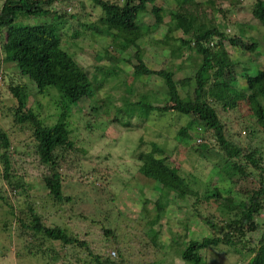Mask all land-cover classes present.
Returning a JSON list of instances; mask_svg holds the SVG:
<instances>
[{
    "label": "trees",
    "instance_id": "obj_1",
    "mask_svg": "<svg viewBox=\"0 0 264 264\" xmlns=\"http://www.w3.org/2000/svg\"><path fill=\"white\" fill-rule=\"evenodd\" d=\"M89 1L99 12L93 22L83 23L82 32L89 31L98 42L102 53L98 54L99 60H113L112 65H104L105 68L99 70L100 78L89 77L61 45L67 35L66 17L77 16L65 10H61V14L55 11L53 5L65 0H0L1 64H7L2 71L5 79L0 77V84L7 77L9 85L13 78L19 82L16 87L11 86L16 88L14 104L0 115L1 119H9L8 126L0 119V179L10 195L5 191L4 195L0 193V242L13 240V259L8 264H21L23 260H27L25 264H59L60 260H63L60 264H149L151 258L148 261V257L142 256L143 247L134 244L139 235L134 231L138 229L139 236L147 242L146 249L158 254L163 244L150 232H160L164 208L155 206L158 213L150 220L122 215L118 193L109 191L107 178L119 183L130 197L139 198L142 206L147 204L143 187L147 182L160 188L162 195L172 193L185 204L188 197L198 198L199 193L192 187L194 181L199 180L197 185L204 188L205 193L201 200L212 201L210 208L213 209L200 219L212 232L218 227L220 236L212 234L200 241H190L180 251L181 260L187 264H206L200 251L220 245L239 251L245 241L254 242L253 239L258 238L259 246L246 250V256L252 255L247 264H264V231H259L261 221L257 217L262 210L259 198L264 196V187L254 192L249 201L238 202L237 198L231 199L233 195L222 197L212 182L208 184L197 175L192 176L202 165L199 159L211 151L209 144L203 142L197 147L194 144L200 154L198 161L184 153L189 147L193 148L195 138H199V143L204 132L212 131L217 143L213 150L224 159L228 177L237 175L236 182L242 180L241 177H251L253 173L248 172V168L255 172L254 177H258L259 182L264 181V145L252 150H244L241 145V139L264 136V65L261 70L243 68L237 72L235 68L241 63L231 58L223 46L226 34L221 26L225 25L216 18H221L225 12L213 9L214 12H209L193 4V0H162L167 7L156 5L159 0ZM187 3L190 4L185 6ZM93 11L91 8L88 14L94 15ZM148 13L153 18L152 25L141 19ZM252 15L264 28V0H254ZM165 16H170L168 24H164ZM19 17L46 21L22 26L18 24ZM160 28V39L153 42L151 33ZM177 33L181 37L177 38ZM78 36L75 32L74 37ZM145 40L165 53L161 55L164 60L159 69H152L144 62L140 46ZM227 40L231 46L241 43L252 55L248 62H257V41L245 45L237 38ZM134 48L133 58L126 59L129 56L124 55L126 51ZM259 54L264 55V50ZM181 58L182 62L175 61ZM191 64H195V69ZM178 74L189 77L178 80ZM29 84L39 96L54 98L52 105L57 110L54 122L25 103L24 91L19 92L18 87L24 90ZM106 86L115 90V96L107 93L100 101H95L98 91ZM85 101L87 107L82 108ZM76 107L78 111H74ZM234 111H242L245 117L238 126L246 136L239 138L237 144L228 139L226 131L224 133L220 118L221 113ZM74 114L80 117L78 122L82 123L83 132L95 129L104 133L110 125L125 130L136 126L145 132L151 128L152 120L157 123L162 119L158 139L150 140L149 150L137 154L139 165L135 174L139 177L135 179L133 174L122 184L119 178L88 165L84 161L85 151L76 147L74 137L78 135L79 125L72 121ZM183 119L185 124L181 126ZM177 125L180 127L175 139L168 133L162 135L163 127L168 126L170 130ZM139 140L136 150L144 141ZM203 169L206 171L208 167ZM29 170L38 172L42 178L45 190L42 200L32 197L22 180L24 175L21 177V174L30 175ZM217 177L221 183L225 182L222 172ZM67 185L78 190L75 194L67 193ZM108 203L112 206L108 207ZM94 204H99V208L90 214L84 205L91 209ZM114 207L117 209L115 218ZM222 215L230 219H221L214 225ZM144 227L147 229L141 233ZM119 231L121 237L117 238ZM182 231L188 232L185 223ZM129 248L132 251L129 252ZM115 257L118 261H113Z\"/></svg>",
    "mask_w": 264,
    "mask_h": 264
},
{
    "label": "rangeland",
    "instance_id": "obj_2",
    "mask_svg": "<svg viewBox=\"0 0 264 264\" xmlns=\"http://www.w3.org/2000/svg\"><path fill=\"white\" fill-rule=\"evenodd\" d=\"M192 3L201 5L202 8H205V10L209 12H214L211 9L225 12L223 15L224 19H222L223 16L221 18L217 16L216 18L218 20L220 19V22L224 23L225 25V28L221 26V29L225 31L226 34V37L222 42L223 46L225 47L227 53L231 58L241 63L235 68L236 70H238L237 72H239L240 69L243 68L251 69L252 71L256 69H263L262 67L264 65V55L259 54V52L261 51V49L264 50V28L260 27L258 22L253 19L252 6L254 0H193ZM160 4L163 7H167V4H164L162 0L156 2V5ZM189 4L190 3H187L185 6ZM53 8L59 14L62 13L61 10H65L70 15L77 14V16L73 19H70L69 16L66 17V19L68 20L65 24L64 29L67 30V35L63 37L64 40L61 41V45L65 47L66 51H69L73 55L75 61L88 73L89 77L97 76V78H100L101 74L99 70H101L104 65H112L111 62H113V60H111L110 58H106L103 61L99 60L97 57L98 54L101 53V48L99 47L98 42L90 36L89 31L83 33L84 30L82 29L83 23L90 21L93 22L95 20V14H98L99 8L94 7L89 0H65V2L63 3L54 4ZM91 8L94 10V15L88 14ZM141 19L144 23L151 25L153 23V18L149 13L147 15L142 16ZM17 20L18 22H20L18 24L22 26H33L46 21L45 19L41 21L38 20V18L27 19L23 17H19ZM169 21L170 16H165L164 24H168ZM162 28L165 29V26ZM161 31L162 29L160 28L156 29L154 33H151L153 42L155 40L160 39L159 37ZM75 32L79 33V36L77 38L74 37ZM176 37H181V34L177 33ZM176 37L172 38L176 39ZM230 38H237L238 40L242 41V43L245 45H249L252 40L257 41L259 44L256 53L257 62H248L249 58L252 57V55H250L247 50L242 48V46L240 45L241 43L235 46H231L229 44V41L227 40ZM158 48L155 46L154 43H151L149 40H145L143 42V45L140 46V49L143 52L144 62L146 63V65L152 67V69H159L161 63L164 60L161 55L165 53H162L161 49ZM135 51L136 48L132 49V51L127 50L126 54L124 55L129 56L126 59L133 58ZM1 61L2 55L0 53V77L5 79V73H3L2 71L7 67V64L3 65L1 64ZM175 61L182 62V58L180 60L176 59ZM186 64L187 61L185 62V66ZM194 65L191 64L193 68ZM182 73L185 74L186 72ZM183 74H178V80L185 79V76L189 77L188 74ZM13 77H16V75L13 74ZM9 81L10 80L7 77L5 82L3 83L2 81L0 85V115H2L1 111H4V109H7V107H10L12 104H14L13 91L16 88L12 87H16L17 85H19V82L18 80H15L13 78V83L9 85L7 84ZM103 89L98 91V98H96L95 101H100L103 95L105 96V94L107 93H110L114 96L116 94L115 90H112L110 87L107 88L106 86ZM185 89H187V87ZM18 91H24L23 95L26 98L25 103H29L33 110L40 112L45 117H48L50 122H54L53 117L57 113V110H54L52 105V103H54V98L51 99V97L39 96L36 93V89L34 86H32V84L27 85L24 90L18 87ZM81 107L86 108L87 102H82ZM74 111H78V108H74ZM220 118L224 133L226 131V136L229 135L228 139H233L232 143L237 144V142L240 141L239 138L246 136L238 126V124L242 122V119H245V117L242 116V111L240 113L236 111L229 113H221ZM78 119H80V117L74 114V116L72 117V121L76 122L79 125L78 135L74 138L76 140V147L79 149L81 148L85 151L84 161L94 168L103 170V173H109L112 178H119L122 184L129 180V178L133 174H135L136 169L139 165L137 154L139 152L142 153L149 150L148 142L150 140L158 139V137L156 136H158V132H160V123H162V119H159V122L157 123L152 120L150 123L153 124H149V127L151 128L147 129V131L145 130V132H143L142 128H137L136 126L135 129L125 130L118 129L110 125L105 128L104 133H102L100 130L95 131V129L94 132H90L88 130H84L83 132V125L82 123L78 122ZM1 120L2 122H4V125H9V119L3 117V119ZM180 121L181 126L185 124V119H183V121ZM98 127L100 128L101 126H99L98 124ZM179 127L180 126L177 125L174 128H170L169 130L168 126H165L161 130L162 135H164V133H168L171 138L175 139ZM211 132L212 131L204 132L205 134L203 135V138L202 140H200L199 143L197 142L199 138H195L194 143H192L193 148L189 147L186 151H184L186 155L188 154L190 156L191 154V158L193 160L196 159L198 161V156L200 155L199 152L196 151V147L198 144H201L203 142L208 143L209 150L211 149V151H209L208 153L205 152L203 157L199 159L202 165L199 167L196 173L193 172L192 176L197 175L201 181L208 184L212 182L219 189L217 190V193H219V195L222 197H228L233 195L231 199L237 198L238 202L247 200L249 201L250 196H252L254 192L259 190L261 187H264V181L259 182L258 177H254V175L256 176L255 172L248 168L247 171L253 173L251 177H241L242 180H240L239 182L234 181L239 179V177L235 174H229L230 176L228 177L226 175V173L228 172L226 170L227 168L225 167L224 159L222 157L220 158L216 154L217 152L214 151V146H217V143L215 144V139ZM140 138L144 139L145 143L143 141L141 147L136 150L137 146L139 145ZM162 138L163 137H161L159 140H161ZM241 141V145H244V150H252L257 147V145H264V136L257 135V138L248 137L246 140L241 139ZM174 142L171 141V143ZM194 144H196V147H194ZM170 147L173 148L172 146ZM241 147L242 146H240V148ZM204 166L208 167L206 171H204L203 169ZM31 172L30 175L26 174L25 172L21 174V177L22 175H24L22 177V180L23 182H25L26 185H28L29 192L32 197L38 200H42V196L44 195L43 193L45 192L42 178L40 175H38V172H36L37 174L35 173V171L33 172V170ZM221 172L226 177L225 182L223 183H221L220 179L217 177V175H219ZM137 177H139V175L136 173L134 175V178L136 179ZM139 179L143 181V178ZM105 181L106 184H110L109 191L111 193H118V200L121 201L119 211L120 213H122V215H128L130 217L138 219L144 218V220H150L158 213L155 210V206L157 209L159 207L164 208V211L162 212L163 215L160 221V232H158L159 230H153L152 232L149 231L150 234L158 238L157 240L160 242V244H163L162 246H160L159 251L157 252L158 254H155V252L152 253V250L149 251V249H146V247L148 248V246L146 245L147 242L144 241L141 236H139L140 233L138 229L134 231L135 233L139 234L137 236L138 238L134 240V244L137 243L138 246L143 247L141 248V253L144 252V255L139 253L140 257L141 255L144 258L148 257V261L150 257L151 262L149 264H151L152 262H158V264H187L181 260L180 251L184 250L190 241H200L202 238L208 236L211 237L212 234L220 236L218 234L220 233L218 227L217 231H213V233L210 230L211 227H208L207 224H205L200 219V216H207L208 212L212 211L213 209L210 208L212 207V201L201 200L204 199L205 193L204 188H199L197 185L200 184L198 183L199 180L194 181V187H192L193 191H197L199 193V196H197L198 198H185V204L183 202H179L175 197H173L172 193L162 195V191L160 188H155L154 186H152L151 182H147V186L143 184L144 196L146 197L145 200L147 201V204L145 206H142L139 198L130 197L129 194L125 192L122 189L121 185L117 183L114 179L111 180L110 178H107L105 179ZM3 187L4 184L0 179V193L4 195L5 187ZM77 190L78 189H76V187L74 186L71 189L70 185L66 186L67 193L71 192L72 194H75ZM135 191H137V189H135ZM6 193L8 196L9 191ZM101 197H103V195ZM107 197L109 199L110 196L108 195ZM166 199H168V201L171 200V202L169 203ZM217 200L219 202L224 203V201L220 200V198H217ZM259 202L262 205V210L257 217L259 219L258 221H261L259 231L262 232L264 231V196L259 198ZM108 204V207L112 206L111 203ZM98 205L94 204L91 209L90 207L85 205L84 207L91 214L95 211L96 208H99ZM141 207H143V209ZM218 211L219 210L215 211V213H217ZM112 215L113 218L117 217V209L115 207L113 209ZM226 218L228 220L230 219L227 215H222L219 220L214 221V225H218V222L221 219ZM183 223L186 224V227L188 229L187 233L182 231ZM220 224L224 225L225 223L221 222ZM132 225L135 226L134 224ZM146 229L147 227L142 228L140 230L141 233H144ZM155 229L158 228L156 227ZM117 233V238L118 236L121 237V232L119 231ZM253 240L254 242L244 240L245 243L242 247L238 248L239 251L236 250L237 248H232L226 245H220L215 248L207 249L206 251L202 250L200 251V253L203 262L205 261L206 264H247L252 255L246 256V250L248 248L256 249L259 246V239L254 238ZM12 241V239H8L7 243L4 242V244H1L0 242V247L3 245V248H1L2 250L0 249V256L3 257L0 258V264H8L13 259L11 253L13 249V247L11 246ZM131 249L132 248L128 249L129 252L132 251ZM113 259V261H118L117 257ZM62 261L63 260H60L58 263H63ZM25 263H27V260H23L21 264Z\"/></svg>",
    "mask_w": 264,
    "mask_h": 264
},
{
    "label": "built area",
    "instance_id": "obj_3",
    "mask_svg": "<svg viewBox=\"0 0 264 264\" xmlns=\"http://www.w3.org/2000/svg\"><path fill=\"white\" fill-rule=\"evenodd\" d=\"M1 85V84H0ZM114 254L113 253H111V256H113Z\"/></svg>",
    "mask_w": 264,
    "mask_h": 264
}]
</instances>
